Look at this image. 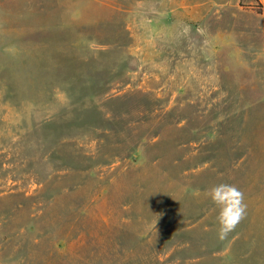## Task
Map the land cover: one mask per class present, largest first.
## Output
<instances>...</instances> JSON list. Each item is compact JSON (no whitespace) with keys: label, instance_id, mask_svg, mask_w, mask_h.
Returning <instances> with one entry per match:
<instances>
[{"label":"rangeland","instance_id":"rangeland-1","mask_svg":"<svg viewBox=\"0 0 264 264\" xmlns=\"http://www.w3.org/2000/svg\"><path fill=\"white\" fill-rule=\"evenodd\" d=\"M0 1V264H264L257 0Z\"/></svg>","mask_w":264,"mask_h":264},{"label":"clouds","instance_id":"clouds-1","mask_svg":"<svg viewBox=\"0 0 264 264\" xmlns=\"http://www.w3.org/2000/svg\"><path fill=\"white\" fill-rule=\"evenodd\" d=\"M207 195L219 209L217 234L220 240H224L246 217L244 194L233 184L220 183L209 188Z\"/></svg>","mask_w":264,"mask_h":264},{"label":"crops","instance_id":"crops-1","mask_svg":"<svg viewBox=\"0 0 264 264\" xmlns=\"http://www.w3.org/2000/svg\"><path fill=\"white\" fill-rule=\"evenodd\" d=\"M258 3L262 5V14L259 15L260 19V29H261V44H262V51L264 53V0H258ZM3 4L0 1V5Z\"/></svg>","mask_w":264,"mask_h":264},{"label":"trees","instance_id":"trees-1","mask_svg":"<svg viewBox=\"0 0 264 264\" xmlns=\"http://www.w3.org/2000/svg\"><path fill=\"white\" fill-rule=\"evenodd\" d=\"M258 2V0H257ZM259 7H260V14H262V5L259 3Z\"/></svg>","mask_w":264,"mask_h":264}]
</instances>
